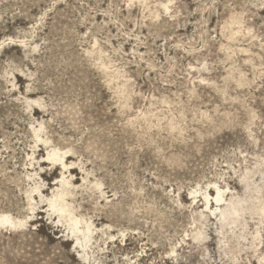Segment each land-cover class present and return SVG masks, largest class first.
<instances>
[{
  "label": "rangeland",
  "instance_id": "rangeland-1",
  "mask_svg": "<svg viewBox=\"0 0 264 264\" xmlns=\"http://www.w3.org/2000/svg\"><path fill=\"white\" fill-rule=\"evenodd\" d=\"M262 209L264 0H0V264H264Z\"/></svg>",
  "mask_w": 264,
  "mask_h": 264
},
{
  "label": "bare ground",
  "instance_id": "bare-ground-1",
  "mask_svg": "<svg viewBox=\"0 0 264 264\" xmlns=\"http://www.w3.org/2000/svg\"><path fill=\"white\" fill-rule=\"evenodd\" d=\"M43 125V124H42ZM35 130V129H34ZM36 132V131H35ZM41 132V131H40ZM40 137V134L39 136ZM43 139V138H42ZM45 141V140H44ZM55 149V150H53ZM52 152L48 154L47 156V160L52 164H58V166L61 165L62 170L64 169L66 171L67 174L69 175V178L73 176V173L70 171L69 169V165L68 163L65 161V154L64 153H68L67 152H62L63 155L60 154V152L58 151L57 148H53ZM57 149V150H56ZM68 161V160H67ZM50 164V165H52ZM72 164V163H71ZM49 165V164H48ZM75 165V164H73ZM79 166V165H78ZM77 166V167H78ZM71 167V166H70ZM72 168V167H71ZM77 170V169H76ZM68 176L65 177V174L63 172L62 174V178L57 180V185H59L58 189L56 190L54 196L51 199H47V204L50 207L51 211H54L55 214L58 213L57 215L59 216L60 221L64 220L67 224H68V228L71 233L73 234L76 243L78 245V247L85 249L86 245L88 242H90L92 240V235H93V230H92V225L90 223H85L84 220H82V218L77 214H75V210L74 208H76V206L73 208V206L68 202V198L72 197L74 198V192L75 190H73L75 187V183L72 180H69V178H67ZM99 185L97 184V187ZM39 187V186H38ZM81 188V186H80ZM40 189V188H39ZM38 189V190H39ZM228 189V188H227ZM37 190V189H36ZM41 191V190H40ZM55 191V190H54ZM53 191V192H54ZM217 195L214 199V201L216 203H221L223 201V193L221 191V189L217 188ZM80 192V191H79ZM42 194V193H41ZM78 194L75 191V195ZM39 195V194H38ZM53 195V194H52ZM44 197V195H42ZM33 198V197H31ZM30 198V199H31ZM45 199V197H44ZM72 199V198H71ZM206 199L208 200V204H210L211 200H210V195L206 194ZM33 200V199H31ZM46 200V199H45ZM75 200V199H74ZM227 202V201H226ZM43 203V202H42ZM46 204V205H47ZM261 204V203H260ZM263 204V203H262ZM259 206V205H258ZM219 207V206H218ZM209 208V206H208ZM261 208V207H260ZM212 210V209H209ZM257 210V209H256ZM264 209H262L261 211H263ZM50 211V212H51ZM215 211V210H214ZM255 211V210H254ZM220 212V211H219ZM255 213V212H254ZM257 214V213H256ZM222 215V214H221ZM79 216L80 218L76 217ZM84 217V216H82ZM58 218V217H57ZM25 224V222H23ZM60 223V222H59ZM64 223V222H63ZM0 224H8L9 226L11 225V227H13L12 225L15 224H21L22 225V221L17 220L15 221L11 216L8 215H1L0 214ZM16 226V225H15ZM19 226V225H18ZM69 231V232H70Z\"/></svg>",
  "mask_w": 264,
  "mask_h": 264
}]
</instances>
